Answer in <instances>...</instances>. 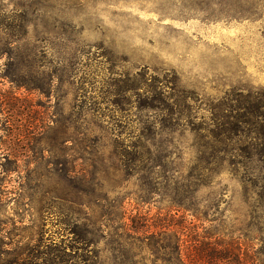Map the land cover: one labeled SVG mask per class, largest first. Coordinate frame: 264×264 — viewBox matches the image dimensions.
<instances>
[{
	"label": "rangeland",
	"instance_id": "374dc122",
	"mask_svg": "<svg viewBox=\"0 0 264 264\" xmlns=\"http://www.w3.org/2000/svg\"><path fill=\"white\" fill-rule=\"evenodd\" d=\"M264 264V0H0V264Z\"/></svg>",
	"mask_w": 264,
	"mask_h": 264
},
{
	"label": "trees",
	"instance_id": "16d2710c",
	"mask_svg": "<svg viewBox=\"0 0 264 264\" xmlns=\"http://www.w3.org/2000/svg\"><path fill=\"white\" fill-rule=\"evenodd\" d=\"M178 264H186V262L184 260H181V257H179V255L176 257ZM191 264H194L193 261Z\"/></svg>",
	"mask_w": 264,
	"mask_h": 264
}]
</instances>
